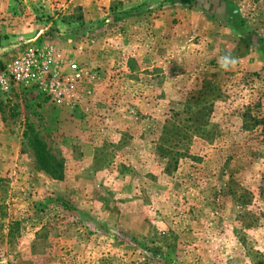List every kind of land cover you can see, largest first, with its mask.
<instances>
[{
  "label": "rangeland",
  "instance_id": "374dc122",
  "mask_svg": "<svg viewBox=\"0 0 264 264\" xmlns=\"http://www.w3.org/2000/svg\"><path fill=\"white\" fill-rule=\"evenodd\" d=\"M203 3L0 0V264H264V0Z\"/></svg>",
  "mask_w": 264,
  "mask_h": 264
},
{
  "label": "trees",
  "instance_id": "16d2710c",
  "mask_svg": "<svg viewBox=\"0 0 264 264\" xmlns=\"http://www.w3.org/2000/svg\"><path fill=\"white\" fill-rule=\"evenodd\" d=\"M162 2H175V3H179L182 6H189V7H204L205 4L203 3V0H160ZM210 10V9H209ZM211 13L214 14V10L213 8H211ZM224 15H232L235 16L236 14L234 12H231V9L224 4Z\"/></svg>",
  "mask_w": 264,
  "mask_h": 264
},
{
  "label": "clouds",
  "instance_id": "9594fccd",
  "mask_svg": "<svg viewBox=\"0 0 264 264\" xmlns=\"http://www.w3.org/2000/svg\"><path fill=\"white\" fill-rule=\"evenodd\" d=\"M236 60L229 55L222 56L220 58V64L222 68L227 69L230 65H235Z\"/></svg>",
  "mask_w": 264,
  "mask_h": 264
},
{
  "label": "built area",
  "instance_id": "2783aa9c",
  "mask_svg": "<svg viewBox=\"0 0 264 264\" xmlns=\"http://www.w3.org/2000/svg\"><path fill=\"white\" fill-rule=\"evenodd\" d=\"M74 70H76V67H74ZM77 77L79 78L80 75L77 74ZM15 78H16L17 81H20L21 76H20L19 74L16 73V74H15ZM0 84L3 86V84H2V80H0Z\"/></svg>",
  "mask_w": 264,
  "mask_h": 264
}]
</instances>
